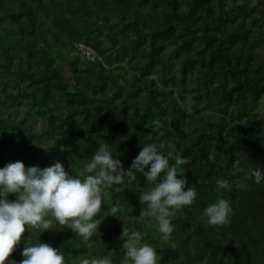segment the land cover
Here are the masks:
<instances>
[{"label":"trees","instance_id":"1","mask_svg":"<svg viewBox=\"0 0 264 264\" xmlns=\"http://www.w3.org/2000/svg\"><path fill=\"white\" fill-rule=\"evenodd\" d=\"M162 141L188 157L182 174L198 189L167 240L140 216L150 184L137 174L106 190L102 208L118 204L119 217L104 218L91 248L54 221L27 241L26 227L7 264L38 236L66 264H121L124 224L158 264H264V182L246 175L264 167V0H0V167L59 159L76 174L107 142L128 168L142 143ZM221 197L230 222L212 225L204 209Z\"/></svg>","mask_w":264,"mask_h":264},{"label":"clouds","instance_id":"2","mask_svg":"<svg viewBox=\"0 0 264 264\" xmlns=\"http://www.w3.org/2000/svg\"><path fill=\"white\" fill-rule=\"evenodd\" d=\"M165 144L167 150H161ZM110 145L99 143L84 170L76 174L66 170L59 159L46 167L26 166L21 160L0 167V264H7L26 227L31 235L25 241L31 239L34 230L44 233L52 229L54 221L73 230L91 248L94 241L90 238L99 231L104 218L119 217L118 204L107 211L102 208V204H107L106 190L127 186L137 179V174L146 177L150 184L147 190L139 191L140 200L147 205L141 209L140 216L156 221L162 240L170 237L174 231L173 218L192 205L198 195L197 185L189 187L187 177L182 174L188 157L174 151L171 142L162 141L159 147L155 143H142L130 167L125 168ZM209 158L214 160L215 156L210 153ZM246 175L260 184L264 182V167L257 165ZM216 183L224 188L229 181L217 179ZM10 194H16V198H10ZM232 211L230 201L221 197L204 209V215L208 223L223 225L230 222ZM120 239L125 249L121 264H158L156 248L143 240L140 230H130L124 224ZM22 256V260L13 259L10 264H66L62 248L42 242L41 236L34 243H25ZM77 261L78 264H113L111 255H82Z\"/></svg>","mask_w":264,"mask_h":264},{"label":"built area","instance_id":"3","mask_svg":"<svg viewBox=\"0 0 264 264\" xmlns=\"http://www.w3.org/2000/svg\"><path fill=\"white\" fill-rule=\"evenodd\" d=\"M78 48L80 53L85 55L87 59L93 61V59L95 58V52L93 50L83 44H79Z\"/></svg>","mask_w":264,"mask_h":264}]
</instances>
